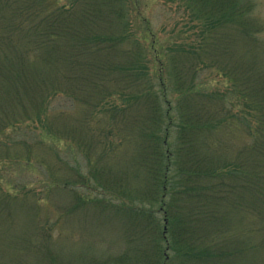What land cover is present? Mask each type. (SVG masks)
<instances>
[{
	"label": "trees",
	"instance_id": "1",
	"mask_svg": "<svg viewBox=\"0 0 264 264\" xmlns=\"http://www.w3.org/2000/svg\"><path fill=\"white\" fill-rule=\"evenodd\" d=\"M155 1L176 6L170 29L155 30L137 0H0V92L104 94L90 115H112L105 145L135 151L153 203L139 205L129 238L135 264H264L251 259L264 251V64L250 58L261 31L251 0ZM33 119L0 117V137Z\"/></svg>",
	"mask_w": 264,
	"mask_h": 264
},
{
	"label": "rangeland",
	"instance_id": "2",
	"mask_svg": "<svg viewBox=\"0 0 264 264\" xmlns=\"http://www.w3.org/2000/svg\"><path fill=\"white\" fill-rule=\"evenodd\" d=\"M137 2L157 31L170 29L179 15L167 0V7ZM251 5L261 31L250 58L264 64V0ZM202 74L200 80L209 76ZM103 89L110 93L116 85ZM1 91L0 117L34 119L0 137V264H135L129 238L142 228L139 205L153 203L144 199L148 187L136 177L135 151L123 146L111 154L105 145L112 115H90L92 102L104 94L90 90L89 102L84 92L40 102L43 91ZM238 216L243 224L245 215ZM251 259L264 262V251Z\"/></svg>",
	"mask_w": 264,
	"mask_h": 264
}]
</instances>
